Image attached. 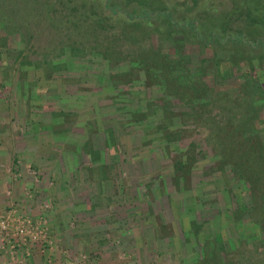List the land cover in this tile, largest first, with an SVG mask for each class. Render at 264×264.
Listing matches in <instances>:
<instances>
[{"label": "rangeland", "instance_id": "1", "mask_svg": "<svg viewBox=\"0 0 264 264\" xmlns=\"http://www.w3.org/2000/svg\"><path fill=\"white\" fill-rule=\"evenodd\" d=\"M104 1L109 11H167L174 21L184 24L187 35L182 31L172 34L185 40L189 69H197L204 59L201 80L211 91L241 96L240 83L250 80L254 85L246 93L251 98L264 93V45L256 43L264 41V24L254 22L253 11L258 0H0V22L6 26L3 29L0 23V133L6 136L0 135V144L8 147L11 140L6 138L14 135L17 145L9 150L10 159L36 178L32 183L46 185L43 194L33 196L45 208L44 213L39 209L31 216L15 209L31 221L44 220L45 240L27 243L25 253L47 252L53 247L50 255L56 264H92V259L101 261L106 256L112 261L97 264H208L206 254L198 258L195 246L186 243L187 234L193 232L189 221L200 212L208 219V228L202 227L197 238L203 235L204 242L209 238L212 250L216 249L214 241L222 245L217 255L221 264H264V235L247 223L245 214L235 222L229 217L236 208L250 207L246 189L229 166L215 168L212 152L201 139L204 132L195 134L184 124L188 123L186 116L172 110L177 109L178 101L170 99L175 106L170 112L154 80L144 78L141 69H134L123 58L136 51L135 45L125 42L130 36L127 33L146 41L151 35L154 44L158 27L166 26L167 21H124L121 13H108ZM248 9L253 12L247 17L244 12ZM90 29L107 46L116 39V48H108L113 60L84 50L91 41L83 37L94 33ZM143 30L146 34H141ZM19 31L33 34L31 47L22 52L25 43L19 40ZM209 33L216 39L226 35L229 40L240 33L250 42L249 51L241 53L232 40L218 45L211 39L203 47L201 42L208 41ZM68 38L76 39L73 46L87 52L73 57L65 48L60 54L59 47L67 45L63 41ZM160 44L162 51L172 53L170 40ZM21 57L32 66H20ZM214 57L223 79L212 75L209 61ZM228 57L235 60L237 69L230 70ZM43 59L52 66H42ZM120 71L128 73L129 84L118 82V76L112 74ZM252 88L256 94H251ZM132 111L142 113V120L130 117ZM161 117L180 136L179 147L194 140L202 149L191 166L190 181L183 183L184 192L176 191L172 160L162 151L165 139H158L164 135L153 130ZM139 124H147L149 130ZM255 126L261 130L254 140L264 146V106ZM83 141L100 153L99 160L89 163L80 150ZM98 167L105 169V177ZM191 197L196 201L193 213L177 208L178 201L187 205ZM57 200L56 219L50 207L52 204L53 210ZM123 229L127 236H120ZM99 247L105 250L104 256L93 255Z\"/></svg>", "mask_w": 264, "mask_h": 264}, {"label": "trees", "instance_id": "2", "mask_svg": "<svg viewBox=\"0 0 264 264\" xmlns=\"http://www.w3.org/2000/svg\"><path fill=\"white\" fill-rule=\"evenodd\" d=\"M104 2L103 8L108 12L109 10H107L106 1ZM247 6L251 7L252 5L248 4ZM254 6L253 11L256 15V17H254V22L264 24V0H258V3L254 4ZM258 6L262 7V9H259ZM253 11L248 9L244 13L248 17ZM109 12L112 16L114 14L121 13L124 17V21L128 22H138L137 20L144 22L149 19L158 18H163L167 21L165 23L166 26L158 27L159 31L156 32V40L158 44L157 42L154 44L151 42V35L145 37L147 39L146 41L142 39L136 40L137 37H134L131 33H127V35L130 36H128V38L125 37L124 40L127 44L133 46L135 45L136 51L133 48L135 52L123 58L127 62L131 63L134 69H141L144 78L154 80L156 83L155 85L158 87V91H160L163 96L161 100L162 102L167 100V108L170 112H173L171 111L172 107L175 108V106L172 105V102H170V99H176L178 101V107H176L177 109L172 110L186 116L185 118L188 120L189 124L186 123V121L184 124L191 130L195 131V134L201 136L202 132H204L201 139L204 145L212 152L211 161H213L215 165L217 164V167L215 168L221 169L223 166H229L235 180L237 179L243 188L246 189L249 198L248 202L251 204L249 208L245 205V207L243 206L232 210V216L229 214V217L233 218L235 222L243 214H245V217L248 220L247 223L249 222L251 226L257 228L259 232L264 235V146H262L261 143L257 145L256 143L258 142L254 140L258 132L261 130V128L255 126V122L259 121V112L264 106V93L262 95L260 92L255 99H253L254 97L251 98L249 93H246L247 88L254 85V82H251L250 80L242 81L240 83L239 86L243 87L241 96L237 95L238 92L234 95L225 91L220 94H217L214 90L211 91V88L207 86V83H204L201 80L205 69L204 59H200V64L202 65H200L197 69L191 70L188 68L191 64V59L189 53L183 48L185 46V40L182 37L177 38V35L172 34L173 31H182L187 35V29L184 24L174 21L172 16L167 11L156 12L147 9H139L137 13L132 14L127 10L121 11L120 9H113ZM87 15L89 16V14ZM1 25L3 29L6 27L3 21ZM97 29L100 28L97 27ZM93 30H89L91 33L94 32L93 34L89 33V35L83 37L89 39L91 43H89L87 47L82 48H84V50L89 49L88 52H99L102 54L104 59L113 60V57L110 56L108 48H110V50L116 48V39H111L109 42L110 45L107 46L101 42L98 36H96V30ZM191 32L195 35V29L191 28ZM142 33L146 34V31L143 30L141 34ZM171 34L173 36H171ZM18 35L19 40L23 44L25 43V48L23 47L24 49H22L21 52L28 50V48L31 47L30 45H32L31 39L33 34L27 32L22 33L19 31ZM225 36L226 35L216 39V35L209 33L207 42H204L199 38L197 39L202 41L201 44L205 47L204 44L210 42L211 39H214L218 45H222L229 40V38L226 39ZM118 38H122V36L118 34ZM164 39L170 40V47L173 49L172 53L162 51L160 43ZM224 39L225 41L223 42ZM75 40L76 39L68 38V40L63 41V43L65 42L64 44L67 45L59 47L60 54L63 53L65 48L69 50L70 55L73 57L79 56V54L83 55L87 52L80 50V48L78 50L76 46H73V44L77 42ZM231 40L234 41V43L239 44L241 53H248L250 42L242 39L240 33H237V39L233 37V39H230L229 42H232ZM251 42L253 43V41ZM256 43L264 45V41L262 40H258ZM240 55L238 57H240ZM243 56L247 55L243 54ZM23 57H21L19 65L23 66L24 64H29L32 66V62L27 61L26 58L23 59ZM115 58L122 60L121 57H117L116 55ZM46 60H44L41 65L51 67L52 64ZM217 60L218 58L214 57L209 61L210 69H212V75L214 77L223 79V72L220 70V63ZM226 60L229 61V68L232 67L230 70L237 69L234 67V59L228 57ZM39 66H35V69L41 68ZM251 69L253 68L251 67ZM206 70H208V68ZM112 74L116 75V77L118 76V82H125L122 84H129L130 79L128 80V78H130V76L127 75L128 73L120 71ZM123 78H125L124 81H122ZM230 90L231 89L228 91ZM256 92L257 91L252 88L251 94H256ZM222 98L225 99L224 103H229L227 105H223L224 103L222 104L220 100ZM254 100L256 102H253ZM157 105L159 108H162L161 102H158ZM206 105L208 107H205ZM206 108L207 110H205ZM141 115L142 113L136 111L130 112V117L134 116V119L136 120H142ZM139 125L141 129L149 130L147 124H145V126H143L144 123L143 125ZM89 127L90 125L85 126L86 130L89 129ZM153 130L159 131L161 135H164V138L158 137V139H165V141L163 140L162 142V151L166 152V155L172 160L170 162L173 171L172 179L173 182L176 183V191H181L183 189V183H186L187 180L190 181L189 174L191 166L197 159L199 153L202 152V149L201 147L196 146L194 140L189 141L183 147H179L181 142L180 136L176 133L173 134V131H171L169 126L166 125L165 120H163L162 117ZM109 135H111V133ZM154 139H156V137ZM81 143L83 147H80V150L83 155H87L89 163L96 162L97 159L99 160L100 153L92 148L91 143L88 141H83ZM170 146H172V148ZM170 153L172 154L169 155ZM90 154H92V156ZM98 173H104V176L101 177H105L106 175L105 169L102 170L101 167H98ZM182 191L184 192V190ZM176 205L178 209L182 207L184 211L186 210L187 212L193 213L196 208V201L193 197H191L190 202H188L187 205H183L180 201H178ZM196 215L201 217L200 221H197ZM204 218L205 217H203L202 213L199 212L197 214L195 212V217L189 221L190 228H192L193 232L187 234L186 243L195 246V252L198 258H201L206 254L207 256L205 257V260H207L208 264H221L217 255L220 253L222 245L219 242L214 241L216 249L212 250V246H210L212 244L209 238H206L207 241L205 242L203 240V235H199L200 239L197 238L199 230L202 227L205 229L208 228V219ZM212 218H214V220L217 219L215 216H212ZM203 242L205 244H203Z\"/></svg>", "mask_w": 264, "mask_h": 264}, {"label": "crops", "instance_id": "3", "mask_svg": "<svg viewBox=\"0 0 264 264\" xmlns=\"http://www.w3.org/2000/svg\"><path fill=\"white\" fill-rule=\"evenodd\" d=\"M0 135L3 134L0 133ZM5 137L6 136L3 135V138ZM9 138L11 141L8 147L7 145L0 144V213L13 208L21 212L26 211V213L30 214L31 216L35 215V213H37L39 209L41 210L40 213H44L45 208H42V205L40 206L38 199L34 200L33 196L35 195V193H38V195L40 193L43 194L42 192L46 189V185H44L45 183H32L36 182V178L31 176L30 173H27L22 165L18 166L17 164H15L14 158L10 159L9 150H11V148L14 150L17 144L15 145V142H13L14 135H10L6 139L9 140ZM12 144L13 146H11ZM23 203L26 206L28 205L29 208L24 207ZM18 206H20V208ZM56 206H58V200L54 204L53 210L52 204L50 207V210L55 213L57 219L58 207ZM32 210L35 211L33 212ZM50 210H47V212L49 213ZM127 233L128 231L123 229L121 230L120 236H127ZM136 240L139 243V238H137ZM91 245L94 246L95 244L93 245L92 243ZM143 246L144 245L139 247L140 250L144 253ZM24 247V245H16L15 248L11 250L6 245H0V264H56L55 260L53 259L54 256L50 255V250H53V247L49 246L47 252L43 250L42 253L41 250L37 251V249L33 251V253L31 252V254L28 253L30 256L25 253L26 250ZM104 251L105 250L103 249L100 250L99 247L96 251H93V255H96L98 257L101 255L104 256ZM43 252L45 253L43 254ZM109 261H112V259H109L106 256V258L103 257L101 261H99V259H92V264L105 263Z\"/></svg>", "mask_w": 264, "mask_h": 264}, {"label": "built area", "instance_id": "4", "mask_svg": "<svg viewBox=\"0 0 264 264\" xmlns=\"http://www.w3.org/2000/svg\"><path fill=\"white\" fill-rule=\"evenodd\" d=\"M46 230L44 220L31 221L25 214L15 209L0 213V245L8 246L11 250L16 245H26L44 241Z\"/></svg>", "mask_w": 264, "mask_h": 264}]
</instances>
